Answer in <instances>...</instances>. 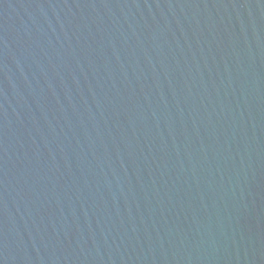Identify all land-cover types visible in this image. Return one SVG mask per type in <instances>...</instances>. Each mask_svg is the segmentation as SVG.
I'll use <instances>...</instances> for the list:
<instances>
[{"label": "water", "instance_id": "1", "mask_svg": "<svg viewBox=\"0 0 264 264\" xmlns=\"http://www.w3.org/2000/svg\"><path fill=\"white\" fill-rule=\"evenodd\" d=\"M0 264H264V0H0Z\"/></svg>", "mask_w": 264, "mask_h": 264}]
</instances>
